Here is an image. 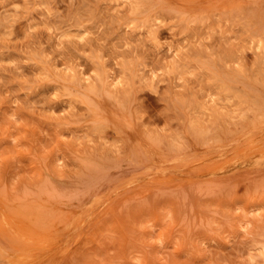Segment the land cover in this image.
Here are the masks:
<instances>
[{
	"label": "rangeland",
	"instance_id": "374dc122",
	"mask_svg": "<svg viewBox=\"0 0 264 264\" xmlns=\"http://www.w3.org/2000/svg\"><path fill=\"white\" fill-rule=\"evenodd\" d=\"M0 264H264V0H0Z\"/></svg>",
	"mask_w": 264,
	"mask_h": 264
},
{
	"label": "bare ground",
	"instance_id": "6f19581e",
	"mask_svg": "<svg viewBox=\"0 0 264 264\" xmlns=\"http://www.w3.org/2000/svg\"><path fill=\"white\" fill-rule=\"evenodd\" d=\"M254 40V39H253ZM259 44V43H258ZM258 48V47H257ZM259 48H260V46H259ZM258 50V49H257Z\"/></svg>",
	"mask_w": 264,
	"mask_h": 264
}]
</instances>
